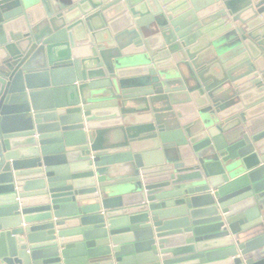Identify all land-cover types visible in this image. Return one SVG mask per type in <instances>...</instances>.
Instances as JSON below:
<instances>
[{"label":"water","instance_id":"water-1","mask_svg":"<svg viewBox=\"0 0 264 264\" xmlns=\"http://www.w3.org/2000/svg\"><path fill=\"white\" fill-rule=\"evenodd\" d=\"M0 264H264V0H0Z\"/></svg>","mask_w":264,"mask_h":264}]
</instances>
